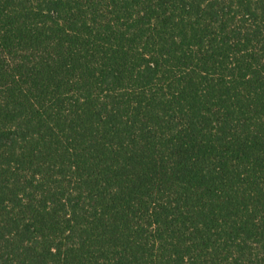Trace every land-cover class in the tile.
<instances>
[{"label":"trees","instance_id":"obj_1","mask_svg":"<svg viewBox=\"0 0 264 264\" xmlns=\"http://www.w3.org/2000/svg\"><path fill=\"white\" fill-rule=\"evenodd\" d=\"M0 264H264V0H0Z\"/></svg>","mask_w":264,"mask_h":264}]
</instances>
